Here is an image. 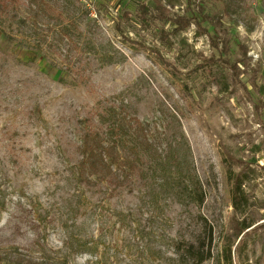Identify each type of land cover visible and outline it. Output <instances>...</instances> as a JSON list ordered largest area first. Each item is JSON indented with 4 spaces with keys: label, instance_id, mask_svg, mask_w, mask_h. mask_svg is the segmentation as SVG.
<instances>
[{
    "label": "rangeland",
    "instance_id": "rangeland-1",
    "mask_svg": "<svg viewBox=\"0 0 264 264\" xmlns=\"http://www.w3.org/2000/svg\"><path fill=\"white\" fill-rule=\"evenodd\" d=\"M153 1L20 0L1 16L0 264H195L175 248L201 220L213 232L201 264H228L227 247L230 264H264V0L230 17L208 0L205 25L219 48L231 39L235 75L209 60L193 24L169 43L158 34L169 23L141 26L133 6ZM175 4L171 16L184 15ZM110 104L136 115L151 143L122 188L77 175L81 121ZM242 220L252 227L239 244Z\"/></svg>",
    "mask_w": 264,
    "mask_h": 264
},
{
    "label": "trees",
    "instance_id": "trees-1",
    "mask_svg": "<svg viewBox=\"0 0 264 264\" xmlns=\"http://www.w3.org/2000/svg\"><path fill=\"white\" fill-rule=\"evenodd\" d=\"M20 0H0V19L1 16L8 12V9ZM185 14L173 15L166 7L173 8L175 0H165L163 5L160 0H154L153 3L145 5H134L135 18L141 26H144L150 20H159L163 23H169L172 26L168 34L159 29L158 34L161 41L169 43L170 35H178L181 32H186L193 24L196 28L197 36H206L211 50L213 51L209 60L220 61L231 72L236 74V67L240 63L239 60L233 61L234 46L231 48V39H227L225 45L219 48L212 29L206 22L211 23L210 15L206 8L210 6L208 0H184ZM243 0H217L212 3V12L218 9L222 16H233L240 8V2ZM32 2L31 4H33ZM35 4V3H34ZM136 4V3H135ZM37 5V4H35ZM124 3L121 7L120 14L122 17L129 16V10ZM120 6V5H119ZM38 8L40 6L37 5ZM264 11V8H261ZM40 13L44 11L38 9ZM37 16L38 14H36ZM230 26V25H229ZM184 43L183 39L178 43ZM229 53L231 57H229ZM233 61V62H232ZM235 73H234V71ZM58 80L63 81L64 75L58 72ZM223 90L227 86L223 84ZM82 130L79 144L76 146V152L79 156L77 162V175L79 180L87 181L88 177H95L100 180H109L116 188H122L129 184L131 176L136 175L137 178L143 172L145 155L151 149V143L147 137L146 126L139 118L130 114L125 105L119 107L110 104L102 111L96 109L84 121H81ZM243 178L237 175L234 178L233 188V203L235 208H238L242 202L241 185ZM193 200L196 205H201L204 201V192L201 187L192 189ZM244 199V198H243ZM245 200V199H244ZM202 222V233L188 239L184 246L175 248V252L180 256L191 259L195 264H201L212 257L213 232L210 226ZM252 224L246 220H242L235 224L234 230L236 239H239V244H243L242 238L251 230ZM224 260L231 263L230 248L222 249ZM0 257V262H1Z\"/></svg>",
    "mask_w": 264,
    "mask_h": 264
}]
</instances>
